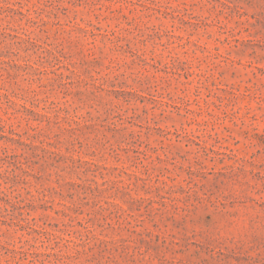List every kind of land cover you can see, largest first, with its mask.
<instances>
[{
    "label": "rangeland",
    "instance_id": "obj_1",
    "mask_svg": "<svg viewBox=\"0 0 264 264\" xmlns=\"http://www.w3.org/2000/svg\"><path fill=\"white\" fill-rule=\"evenodd\" d=\"M0 264H264V0H0Z\"/></svg>",
    "mask_w": 264,
    "mask_h": 264
}]
</instances>
